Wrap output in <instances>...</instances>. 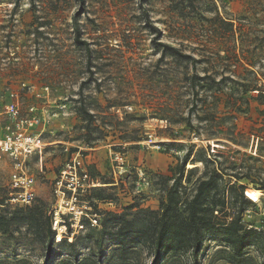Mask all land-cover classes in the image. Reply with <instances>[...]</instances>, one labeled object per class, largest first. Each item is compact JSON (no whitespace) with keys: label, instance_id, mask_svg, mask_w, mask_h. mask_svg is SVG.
<instances>
[{"label":"rangeland","instance_id":"374dc122","mask_svg":"<svg viewBox=\"0 0 264 264\" xmlns=\"http://www.w3.org/2000/svg\"><path fill=\"white\" fill-rule=\"evenodd\" d=\"M12 93L18 117L33 119L31 131L41 135L29 161L32 205L51 216L55 244L47 253L43 218L39 233L20 224L0 233V264L106 262L125 234L122 220L137 230L156 223L176 179L182 211L199 181L213 176L210 195H227L216 220L243 213V223L263 224L264 0H0V135ZM77 153L89 174L80 198L99 225L85 218L72 233L55 181ZM11 168L0 152L4 213L19 208L6 202ZM235 183L260 191V200L248 191L256 204L242 198L229 188ZM260 229L244 240L248 260L229 261L234 236L216 228L205 234L198 263L191 252L163 251L160 264H264ZM136 246L129 262L152 264L151 244Z\"/></svg>","mask_w":264,"mask_h":264},{"label":"trees","instance_id":"16d2710c","mask_svg":"<svg viewBox=\"0 0 264 264\" xmlns=\"http://www.w3.org/2000/svg\"><path fill=\"white\" fill-rule=\"evenodd\" d=\"M169 49L175 50V48L171 47H169ZM188 157L189 155H186L182 162L181 172L185 171ZM193 171L194 170L191 169L190 173ZM240 179V177L237 178V180ZM214 182L213 176L201 179L194 195L186 199V206L182 211L181 205L183 203L179 192V181L176 179L168 191L167 201L163 204L161 218L156 223L149 221L144 227L137 230L132 225V222L122 220L120 230L125 231V234L120 235L118 246L106 262H97L92 258H85L79 262L78 259L75 258L74 262L65 260L60 264H108L114 255L118 257L116 264H132L129 262L131 261L130 256L138 253L136 244L145 245L148 243L151 244L154 250L152 264L161 263L163 251H171L175 256L180 253L191 252L194 263H198L205 234L216 228H225L229 231V234H231L230 236H234V239L231 240L230 243L233 251L228 260L235 262L237 257H241L240 259L243 261L248 260L247 256H245L246 252H244V248L248 244L245 243L244 240L247 238L248 233H260L262 231L256 228L259 227L260 223H243L245 221L244 217H242L243 213L241 216L231 218L229 222L226 220L221 222L216 220L214 212L219 213L216 207H220V212H223L222 210L227 207V195L225 192L220 198L210 195V191L215 184ZM235 186H237L242 198H248V196H245V193L247 195V191H249L247 190V186L244 184L236 185L235 183L229 188ZM249 201L256 204L251 199ZM32 204L18 206L19 208L8 213L0 212V233H8L12 228L18 227L20 224H26L27 226L35 225L39 229V233L40 218H43L46 239L44 238L42 241L46 244L47 253H50L55 244V232L52 229V218L45 210L44 206ZM226 216L227 214H225V217ZM250 225L252 226L250 227ZM64 239L63 237L62 241L57 243H64ZM22 263V260H17L11 264Z\"/></svg>","mask_w":264,"mask_h":264},{"label":"built area","instance_id":"2783aa9c","mask_svg":"<svg viewBox=\"0 0 264 264\" xmlns=\"http://www.w3.org/2000/svg\"><path fill=\"white\" fill-rule=\"evenodd\" d=\"M16 100L6 105L5 113L10 122L6 124L3 135H0V152L6 154L12 163L10 174V198L7 203L16 206L31 205L36 199V178L31 173L29 161L37 149L42 147L41 135L31 131L33 119L19 118L20 102L17 95L12 93ZM34 107L30 108L33 111ZM80 153H77L69 169L64 170L56 177L55 194L71 215V228L75 233L85 227V218H88L93 227L99 225L97 214H89L80 196L89 187V174L83 169ZM254 202V201H253ZM0 206H2L0 204ZM58 210L55 216H58ZM263 224L256 227L264 228ZM252 225H250L251 227Z\"/></svg>","mask_w":264,"mask_h":264},{"label":"bare ground","instance_id":"6f19581e","mask_svg":"<svg viewBox=\"0 0 264 264\" xmlns=\"http://www.w3.org/2000/svg\"><path fill=\"white\" fill-rule=\"evenodd\" d=\"M194 166H195V164H191V163L188 165L189 168L190 167H194ZM261 194L262 193L260 191H248V196L251 197L252 199H254L255 201H259L260 200V195ZM59 223H58V221H56V223H55V229L59 230L58 234H57V242H61L62 239H63V227Z\"/></svg>","mask_w":264,"mask_h":264}]
</instances>
